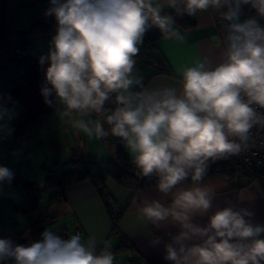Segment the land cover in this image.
Returning a JSON list of instances; mask_svg holds the SVG:
<instances>
[{
  "label": "clouds",
  "instance_id": "obj_1",
  "mask_svg": "<svg viewBox=\"0 0 264 264\" xmlns=\"http://www.w3.org/2000/svg\"><path fill=\"white\" fill-rule=\"evenodd\" d=\"M209 10L220 47L178 69L175 84L146 85L136 67L146 35L157 29L182 42L174 14ZM44 16L56 27L38 61L43 101L89 139L119 138L137 175L154 180L163 200H139L137 219L163 230L167 240H150L163 246V259L264 264V223L230 199L215 203L219 188L203 183L212 163L247 151L253 130H264V0H49ZM8 100L0 96V139L14 131ZM14 176L0 166V193ZM0 264L116 261L108 240L45 228L27 244L0 238Z\"/></svg>",
  "mask_w": 264,
  "mask_h": 264
},
{
  "label": "crops",
  "instance_id": "obj_2",
  "mask_svg": "<svg viewBox=\"0 0 264 264\" xmlns=\"http://www.w3.org/2000/svg\"><path fill=\"white\" fill-rule=\"evenodd\" d=\"M1 2L2 0H0ZM48 6L49 0H6L4 32L11 47L21 48L19 47V39L14 35L16 29L29 27L34 19L51 18L50 31L31 35L27 39L29 55L40 57L47 52L49 41L55 34L56 27L54 17L44 16ZM246 14L248 13L246 12ZM178 17L193 18L197 24L195 28L188 30H182L175 25L176 29L185 36L184 41L167 40L162 37L158 42L157 49L151 54L143 45L140 48L136 58V67L144 76L145 84L148 86L175 84L180 78L178 69L191 66L201 56L213 55V49L220 47V25L211 10L200 12L196 16L185 14ZM20 73V66L17 63H8L4 53L0 50V96H3L10 87L18 82ZM7 106L15 112V118L10 122L12 127L23 111V105L19 101H13L7 103ZM47 114L52 119V123H40V126L38 123L37 129L34 132L33 129L30 130L26 138H7L4 144L0 146V154L12 155L16 151L17 145L23 146V144L41 137L42 142H49L51 147L47 156H43L46 161H53L54 158L66 160L72 156L73 152H77L81 159L100 162H104L114 155V147L110 145V140L115 137L100 141L89 139L83 133H77L68 124L61 123L53 107L44 115ZM125 150L131 159L126 147ZM29 158L31 159L28 155L22 161L29 162ZM12 165L14 166L11 168L20 170L16 162H13ZM47 167H43V185ZM244 181L245 178L230 180L220 177L204 180L203 183L219 188L215 203L222 205L225 198L230 199L238 207H247L253 211L255 222L264 223V176L253 179L247 185ZM45 190L52 192L46 188ZM105 191L110 196L113 209L123 210L117 223L119 237L112 235V219L95 188L88 182L68 186L65 200L51 206L46 204V211L56 217L55 221L67 219L68 224L56 232L67 236L69 235L67 226L71 225L74 234L79 233L82 239L86 240L89 235H95L98 241L108 240L112 244V249H116L120 239H124L129 248L124 252H113L115 255L126 253L128 257L132 258L130 261L133 264H171V262L163 259L164 249L162 245L153 247L150 244L152 234L163 236L165 240L168 239L164 236L163 230H156L152 225L137 219L136 205L139 200L144 198L163 200L155 187L145 186L133 190L108 179L105 182ZM239 195H244L242 202L237 200ZM1 233L0 238H10L14 242L27 237L25 229L17 235L8 234L6 236L2 231Z\"/></svg>",
  "mask_w": 264,
  "mask_h": 264
},
{
  "label": "trees",
  "instance_id": "obj_3",
  "mask_svg": "<svg viewBox=\"0 0 264 264\" xmlns=\"http://www.w3.org/2000/svg\"><path fill=\"white\" fill-rule=\"evenodd\" d=\"M168 11H171L168 9ZM247 12V9L245 10ZM176 25L182 30H188L196 27V21L193 18H180L174 14ZM6 21V0L0 3V50L4 53L8 63H17L21 68L18 82L10 87L3 95L10 96L7 103L19 101L23 105V111L17 117L12 128L14 131L7 138L22 139L26 138L30 130L33 132L37 129L36 125L40 118L50 110L51 107L46 105L40 93L43 81V70L38 61L39 57L28 54L27 39L29 36L50 31L51 18L34 19L29 27L16 29L14 35L19 39L21 48L11 47L5 36ZM163 36L157 29L150 31L145 39L143 46L151 54L158 47V42ZM45 68L47 65L44 66ZM6 138V139H7ZM6 139H0L2 146ZM114 147V155L106 161H94L79 158L77 152H73L72 156L66 160L54 158L50 168L47 169V177L44 180V186L48 190H52L47 206H51L61 200H65L66 188L73 184L88 182L90 183L102 199L108 214L113 223V231H117L118 220L123 213L121 209H113L109 194L105 191V182L108 179L117 183L130 187L133 190L142 188L139 186V178L132 160L127 156L124 144L119 138H113L110 141ZM68 168V169H66ZM15 176L11 186L21 184V178L18 169L10 168ZM255 173H264V165L258 166L255 171H250L241 165L234 157L221 159L212 163L208 175L204 180L214 178H245V185L249 184L253 179L258 178ZM24 192V209L29 220L25 226L27 232L26 239L16 240V244H27L31 240L39 239L40 233L49 225L55 222L56 217L47 211L40 213L37 219H33L32 215L39 212L40 202L42 200V191L35 185L21 184ZM128 245L124 239H120V243L113 252H124L128 249Z\"/></svg>",
  "mask_w": 264,
  "mask_h": 264
},
{
  "label": "rangeland",
  "instance_id": "obj_4",
  "mask_svg": "<svg viewBox=\"0 0 264 264\" xmlns=\"http://www.w3.org/2000/svg\"><path fill=\"white\" fill-rule=\"evenodd\" d=\"M161 2L163 3V0H161ZM38 123L39 126L40 123H52V119L48 117V114L43 115ZM42 141V138L39 137L35 141L23 144V146L17 145L16 151L12 155H4V153L0 154V166H7L8 168H11L14 166L12 163L16 162L18 168L20 167V170L18 169V171L21 178V184L35 185L41 189L43 198L40 202L41 209L39 212L32 215L33 219H37L40 216V213L46 212V204L49 201V194H51V192H47L45 190V186L42 181L43 167L46 168L48 165L51 166L52 163V161H46L43 159V156H47L51 147L49 142ZM28 155L31 157V159L29 158L30 161L23 162L22 159L24 157H28ZM45 174L46 178L47 173ZM21 184L14 186L5 185L3 193H0V232L2 231L6 236L8 234L17 235L20 233L25 229L29 220V217L22 211L24 209V192ZM67 224V219H61L59 221H55L47 228L59 232L61 227ZM67 228L69 235L75 233L71 225L69 227L67 226ZM0 235L2 236V233ZM131 259L132 258L128 257L126 253L115 255L116 264H133L130 261Z\"/></svg>",
  "mask_w": 264,
  "mask_h": 264
},
{
  "label": "built area",
  "instance_id": "obj_5",
  "mask_svg": "<svg viewBox=\"0 0 264 264\" xmlns=\"http://www.w3.org/2000/svg\"><path fill=\"white\" fill-rule=\"evenodd\" d=\"M253 140L255 143L247 151L242 152L239 156H233L241 165L252 172L258 166L264 165V130L254 129ZM255 175L262 177L264 173H255ZM113 236L119 237L120 234L114 231Z\"/></svg>",
  "mask_w": 264,
  "mask_h": 264
},
{
  "label": "water",
  "instance_id": "obj_6",
  "mask_svg": "<svg viewBox=\"0 0 264 264\" xmlns=\"http://www.w3.org/2000/svg\"><path fill=\"white\" fill-rule=\"evenodd\" d=\"M139 186L145 187V186H154V180L149 178L140 177L139 178Z\"/></svg>",
  "mask_w": 264,
  "mask_h": 264
}]
</instances>
